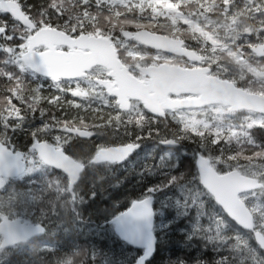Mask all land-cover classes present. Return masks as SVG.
Wrapping results in <instances>:
<instances>
[{"label": "trees", "instance_id": "obj_1", "mask_svg": "<svg viewBox=\"0 0 264 264\" xmlns=\"http://www.w3.org/2000/svg\"><path fill=\"white\" fill-rule=\"evenodd\" d=\"M55 2L59 4L61 0ZM77 2L83 4V0ZM210 2L211 0H207V3ZM247 2L249 1L216 0L218 7L211 13H206L207 19L203 15L199 18L196 15L190 17L193 27H199L211 37L210 39L201 36L199 32L189 31L183 21L179 22L178 27L181 29L179 32L174 30L170 21L163 18L161 24L151 30L180 37L201 53L205 48L209 53L212 47H216L214 53L217 57L226 56L229 51H233L230 50L231 47L238 43L242 44L241 42L247 38L244 33L236 36V31L245 18L241 16L236 20L231 19L239 10V6ZM23 3L35 14L43 8H48L50 0H23ZM201 4L207 7L205 0H194L191 10L198 11ZM72 5L73 0H63V7L69 9L63 16L60 15V11L48 8L53 25H60L59 29L65 31L67 24L65 32L69 35L75 29L78 34L103 36L101 32L107 31L103 15L100 16L99 21L87 20L83 17L84 8H73ZM87 8L93 15L100 11L107 14V7L105 6L103 10L98 9L95 0H92ZM183 11L187 16L188 10ZM259 14L263 15L264 10ZM70 17L71 23H68ZM4 19L10 17L0 15V20ZM81 27L83 31H79ZM116 38L123 41L119 32L114 33L113 40ZM19 43L18 37L12 41L0 40V44H4L5 47L9 45L16 47ZM116 45L118 46L119 43ZM16 50L17 54L21 51L18 47ZM222 59L226 60L225 57ZM0 70L13 76L12 81L0 78V89L10 88L14 83L19 82L25 89L39 86L45 96L58 94L51 86L50 80L34 75L27 68L21 70L20 64L11 62V58L2 50H0ZM3 95L6 93L0 92V97ZM67 99L71 97H66L62 104H44L43 106L48 109V116L45 119H50L54 114L62 121L72 120L73 123L79 124L80 109L68 107ZM13 103L20 108L25 120L21 128L12 129L11 126L8 129L0 128V133L6 132L7 146L27 154L31 144L29 133L40 126L41 118L38 112L32 113L28 109L27 92L24 102L13 100ZM81 103L82 105L86 103L88 108L92 109L95 99ZM95 111L94 119H100L101 125L104 124L106 116L99 113L96 108ZM84 121L88 122L86 118ZM182 125V123L175 125L172 122L163 124L161 131L163 139L177 141L173 146L163 149L158 145L151 146L150 140L143 138L148 135L144 132L145 126L142 131L130 128L129 131L134 133L131 137L126 136L122 128V138L125 142L137 136L142 138L137 142L140 144L139 149L124 163L115 165H91L89 160L99 147H95L90 141L74 138L71 143H59L54 139V131L47 137H41L40 140L63 147L68 154L83 163L85 169L72 190L68 189L67 178L62 173L43 165L32 174L8 182L5 189L0 192V215L20 216L32 223H42L45 226V234L29 243L1 252L0 264H64L69 257L73 258V264H79L82 258H85V264H133L141 252L130 248L115 235L110 220L118 212L124 211L129 206L130 200L139 196L145 187L163 183L170 175L183 176L185 188L201 189L202 186L196 179L197 171L194 165L195 155L202 151L199 134H203V142L208 145L204 155L212 158L211 162L219 173L238 167L244 170L242 172L244 174L252 170L260 172L264 177V156L259 155L264 152V129L255 125L249 129V125L253 124L243 121V124L231 126L239 131H227L223 129V121H217L206 128V131L193 132L189 129L188 135H184ZM218 129L222 130L221 142L213 146L210 141L217 138L215 134ZM217 156L222 157L225 163L217 165L215 162ZM147 167L152 168L151 174L145 170ZM91 191H95L96 195L89 196ZM261 191L263 192L261 201L264 203V188ZM152 196L156 247L146 264H181V262L216 264L222 257H231L234 261L241 254L247 255L249 252L254 254V259L247 260L245 264H264V252L255 243L252 233L238 228L227 218L206 190L199 197L202 207L191 203L185 206L182 203L184 192L176 183L168 184L152 193ZM245 204L253 215L255 229L261 230L264 226L260 215L254 210L253 202L247 199ZM197 225L200 226L201 234L195 231ZM204 229L209 231L204 234ZM208 236L212 239H208ZM236 245H240V248L236 249ZM79 249L87 250L89 255L74 256V251Z\"/></svg>", "mask_w": 264, "mask_h": 264}, {"label": "snow or ice", "instance_id": "obj_2", "mask_svg": "<svg viewBox=\"0 0 264 264\" xmlns=\"http://www.w3.org/2000/svg\"><path fill=\"white\" fill-rule=\"evenodd\" d=\"M92 0H83V4H79L77 0H73V8L83 7V17L84 19L91 21H99L100 16L103 15V20L106 23L107 31H102L101 34L113 45L117 43L120 44V48L115 49L117 57L120 56L121 48H125V42L129 39L139 40L145 32L150 31L152 28L157 27L158 24H161V20L170 21L173 25L175 31H181L178 27L179 22L183 21L187 26L188 30L197 33L199 32L201 36L210 39L206 33H204L199 27H193L190 17L196 15L197 18L203 15L207 19L206 13H211L216 7H218L216 0H211L207 4V7L204 4L200 5L198 11H192L191 7L194 0H182V2H177V0H95V4L98 9L103 10L105 6L107 7V14H103L102 11L93 15L87 8ZM48 8L60 11V15L63 16L66 12L69 11L68 8L63 7V0L61 3H56L55 0H50ZM48 8H43L37 13L33 14L32 10L25 6L23 0H0V15H7L10 19L0 20V40L3 41H12L15 38H19L20 43L16 47L9 45L5 47L4 44H0V50L4 54L8 55L11 58V62L20 64L21 70L25 67L33 68L37 71L43 72L48 76L52 82L51 86L56 89V95L45 96L43 91L39 86L34 88L25 89V87L17 82L14 83L10 88L0 89V92L6 93L0 97V128L8 129L10 126L12 129L21 128L25 116L22 115L21 110L13 100L25 101V93L27 92V104L28 109L32 113H39L41 118L40 126L33 129L29 135L31 137V144L33 150H40V162L48 163L56 159L57 152L56 150L48 145L39 143L41 137H47L53 131L61 132L66 131L71 135L72 133H78L81 138L91 137L92 132L88 130V125L84 124V117H79V124L73 123L72 120H60L54 114L50 119H45L48 116V109L43 105H57L65 102L66 97H71L67 99V105L73 109H80L83 107L81 101L84 100L89 95V90L97 89L99 86L93 81V72L92 68H95V74L102 76L106 71V68L103 65H92L87 69V75H77L72 72L65 71L68 60L66 53L68 52V45L66 44H55L50 40V33L48 32L49 26L59 29L60 25H53L51 17L48 13ZM183 10H188L187 16ZM47 17V19H46ZM79 19V17H78ZM9 20L11 23H9ZM68 23H71V17L69 18ZM83 24V21H81ZM211 23V21H209ZM44 26L41 28V26ZM39 30V31H38ZM83 27L79 31H83ZM135 30V31H133ZM65 31H67V24L65 25ZM264 33V29L260 30ZM119 32L123 41L113 40L114 33ZM33 33L37 35L33 36ZM72 37L78 35V31L73 29L70 32ZM195 39L196 36L194 35ZM179 41V37L177 38ZM259 39V37H258ZM182 43V41H181ZM43 45V47H41ZM21 49L17 54L16 48ZM204 51H207L205 48ZM215 51V49L213 50ZM261 54H264V51L260 50ZM195 54V53H192ZM235 56V53H232ZM39 57V59H37ZM197 60H205L207 57L197 56ZM5 63L8 61H4ZM209 71H211L209 69ZM64 77V79H62ZM0 78L7 79L12 81L13 76L11 73L4 72L0 70ZM83 82V84L81 83ZM84 85H88L86 88ZM103 103L106 107H114L116 111L115 116H109L107 124L103 125L104 127L113 126V123L116 128L120 126L124 127V134L128 137L134 135L130 132V128H135L143 130L145 123L147 122L146 116H133L132 113L134 109L129 105L123 103L121 100L117 105L113 106V101L115 97H106L105 94L101 91L98 93ZM86 110V109H85ZM127 117V118H126ZM74 119V118H73ZM199 121L195 122V125L199 124ZM80 125H83L81 128ZM254 125H249L251 129ZM256 127L264 129V121L260 124L255 125ZM205 128H209L210 125L207 123L204 124ZM189 128L196 132L195 126L189 125ZM220 129L216 132V137L210 142L213 146L218 145L221 142ZM151 130H149V136L151 137ZM202 140L200 145L201 152L198 153L197 163V181L199 185L202 186L201 189L196 190L192 188H185L184 186V177L183 176H168L163 183L149 185L144 188V191L134 199H131L129 206L122 212H118L112 218L111 223L115 226L116 231L121 235L122 238L130 240L131 242H136V237L140 234L141 230L145 226L151 225V218L154 215V209L152 208V193L159 191L161 188L166 187L168 184L176 183L181 187V190L184 192V201L182 202L185 206L191 204H198L202 207V201L199 200L202 192L207 190V180L204 177V171L206 166L212 161L211 157L205 158V151H207L208 145L204 141L203 134H199ZM142 137L137 136L135 140L129 139L128 142L124 143L117 151L120 155L114 157L113 162L123 161L128 155L138 147V141ZM184 137L182 136L181 139ZM56 141L61 140V136L57 135L54 137ZM8 138L6 132L0 133V171H3L5 168H10L13 165L7 163L9 153L6 149V144ZM177 141L175 139L168 140L163 139L161 143L163 144H173ZM71 143V141H69ZM103 150V149H102ZM223 152V149H221ZM259 155L264 156V152L259 153ZM22 156V153H16V158L19 159ZM217 165L225 163L222 157L217 156L215 158ZM230 167V165H227ZM33 169L28 168L24 171L31 172ZM151 174L153 171L151 167L145 169ZM219 170V168L217 169ZM264 178V177H262ZM103 181H101L102 183ZM264 188V185L261 186ZM89 196H95L96 192L91 191ZM219 200V197H217ZM221 203H224L221 201ZM226 212L231 216L236 222L240 223L242 226L249 229L253 228V223L251 221L242 219L238 214L237 209L224 204ZM264 212V208L261 209ZM37 230L43 231V229L37 225L35 226ZM32 226L24 225L21 228V231L28 233L31 231ZM195 231L197 234H201L200 226L197 225ZM209 230L204 229V234ZM9 236L12 241H14L18 233L15 229L10 230ZM212 239L211 236L207 237ZM218 239L220 237H217ZM255 239L261 248H264V227L257 233H255ZM2 247V246H0ZM236 249L240 248V245L235 246ZM89 253L87 250H76L74 251V256L76 257H86ZM148 252L146 251L143 257H140L136 264H143L145 257H147ZM254 259V254L249 252L247 255L241 254L236 260H232L231 257H222L216 262V264H245L247 260ZM64 264H73V258L69 257ZM79 264H85V258L80 259ZM183 264V262H181Z\"/></svg>", "mask_w": 264, "mask_h": 264}, {"label": "water", "instance_id": "obj_3", "mask_svg": "<svg viewBox=\"0 0 264 264\" xmlns=\"http://www.w3.org/2000/svg\"><path fill=\"white\" fill-rule=\"evenodd\" d=\"M47 30L50 33V40L53 43L68 45L69 50L66 53L68 63L64 68L65 71L77 75H85L89 66L97 64L103 65L111 70L110 76L114 78L115 83L112 84L109 81L104 80L96 81L106 89V92L109 95H114L117 98L118 103L123 100L124 104L130 106L128 98L137 99L143 103L147 110L157 115H162L163 109L203 107L213 103H220L225 106L229 105L232 110L245 109L264 113L263 97L236 89L231 83L219 80L216 77H207V69L191 70L167 65L143 69L150 78L148 79L147 84L144 85L128 74L127 69L117 59L113 45L105 37L93 36L87 33H82L77 37H71L67 33L56 28L49 27ZM35 35H37V33H33V36ZM129 40L137 41L152 50H161L168 54L183 56L188 60H194L197 62L201 61L196 59L198 55L194 51L183 47L184 42L181 39L178 41V39H174L170 36L148 31L140 36L139 40ZM41 47H43V45H41ZM37 59H39V57H37ZM27 68L38 76L49 78L41 71H37L30 67ZM62 79H64V77H62ZM115 86L117 87L115 88ZM169 93L175 95L198 94L199 97L190 100L172 101L168 99ZM72 134L79 136L78 133ZM39 143L50 145L46 141H41ZM120 147L121 146L102 148L103 150L99 149L91 160V163H122L129 158L139 146L134 149L125 160L121 162H113L114 157L120 155L117 151ZM6 149L10 154L7 163L13 166L0 171V189L6 185L5 179L18 177L25 170V162L22 160V156L19 159L16 158V153L21 152H13L7 147ZM30 149L33 150L32 145ZM54 149L57 152L56 159L45 164L64 172L69 178V188L71 189L80 179L84 167L81 163L66 154L62 148ZM35 151L40 157V150L36 149ZM195 166L197 168L196 161ZM204 177L207 180L206 191L213 197L216 204L239 228L252 232L255 242L259 246L255 239V233L259 232V230L254 229L253 216L245 206L244 202L240 199V194L260 189L262 183L259 182L257 178L243 175L238 170H232L225 174H218L210 164L205 168ZM217 197H219V200ZM221 201L224 203H221ZM224 204L237 209L238 214L242 219L253 223V228L249 229L236 222L227 214ZM24 225L32 226L31 231L28 233L21 231V228ZM37 225H39L43 231L37 230L35 227ZM37 225L22 222L20 219L11 220L8 217H3L0 221V234L3 236V240L0 244L2 247H0V250L18 243L27 242L33 237L42 236L44 233V227L41 224ZM153 226L154 215L151 218V225L142 228L140 234L136 237V242H131L130 240L122 238L116 231L115 226L114 231L115 234L130 247L136 250H142L138 259L143 257L146 251L148 252L147 257H145L143 261V264H146L154 253L156 247ZM12 229H15L18 233V236L14 241H12L9 236V232ZM260 249L264 251V248L260 247ZM137 260L134 264H136Z\"/></svg>", "mask_w": 264, "mask_h": 264}, {"label": "flooded vegetation", "instance_id": "obj_4", "mask_svg": "<svg viewBox=\"0 0 264 264\" xmlns=\"http://www.w3.org/2000/svg\"><path fill=\"white\" fill-rule=\"evenodd\" d=\"M248 1L249 2L240 5L238 11L243 10L244 12L247 13V15L239 16V17L243 16L245 18L243 22L245 20H247V22L252 21V23L256 26L257 30L255 32H244L245 36L252 37V40H253L252 44L254 46L257 44L264 43V33L260 31L261 29H264V14L263 15L259 14L261 10H264V0H248ZM253 46L250 47L249 51L254 55L255 59L259 60L260 62H264V54L252 52ZM234 47L235 46L231 48H234ZM135 50L145 51L149 55L158 54V55L165 56L162 52L152 51L142 46L141 47L136 46ZM199 53L202 57H207L208 59L210 58L208 56L207 51L204 52V49L202 50V53L201 52ZM121 58H123V56ZM167 58H172L173 60H176L177 63L176 62L173 63V61H170V62L153 61L151 58H144L143 62L138 65L131 64L127 60H124L122 62L127 67V70L131 73V75L136 77L138 80H140L144 84H146L148 81V75L142 69H147L150 67H157L162 64L174 65V66H179V67L187 68V69L207 68L208 74L216 75L220 77L221 79H225L233 83L232 79L230 78V74L223 73L221 70L222 66H220L217 62L209 63L208 59H205L201 63L189 62V61L188 62L186 61L187 63H185V62H182L181 60L183 59H180V58H175V57H167ZM178 61H181V62H178ZM219 63L225 65L224 61H221ZM206 64L209 66H206ZM209 69L211 71H209ZM92 72H93V81L95 83H96L95 81L96 79L109 80L111 83H114V78L109 75L110 74L109 70H106L102 76L95 74V68H92ZM213 73H216V74H213ZM81 83L83 84V82ZM257 83L258 84L260 83L259 80H257ZM96 85L98 84L96 83ZM234 85L237 86V84H234ZM84 86L87 88L88 85H84ZM98 86L99 87L97 88L95 92L92 90H89V95L86 98H84V100L82 101V102H85L87 100L95 99L94 108L92 109L88 108V105L85 103L83 107L80 108V113H79V117L83 116L84 119L86 118L88 120V122L84 121V124L88 125V130L92 132L93 135L91 137H85V138L77 137V138H80L81 140H85V141H90L94 144L95 147H99V148L122 146L124 143H126L125 139L122 138V133H121V131H123L122 128L124 127L120 126L119 128H116L114 123H113V126H110V127L103 126L107 124L110 115L115 116L117 113L114 110V107H106L104 105L103 100L98 93L102 91L106 97H112V96L106 95L104 89L100 85ZM237 87L240 89H245L250 93L264 96V94H259L257 92V90L259 89V86L254 83V80L252 81V84L249 87H239V86ZM261 91L264 93V90H261ZM168 97L171 100L196 98V96L194 95H185V94H181V95L169 94ZM129 102H130V107L134 109L132 113L133 116H146L147 117V122L145 123L146 129H144V132L147 133L148 135H146L145 137L143 136V138L145 140L149 139L151 146L158 145L162 149L165 148V144L161 143V140H163V137L161 136V131H163V124H165L166 122L167 123L172 122V123H175V125L176 124L179 125L181 122H184V120H181L179 118L180 114L182 113L186 116H192L194 118H197L198 121H203V123L211 124L213 121V118L211 115L212 110L213 108H219L220 110L225 111V114H222V117L224 119L226 129L230 128L231 126H238L239 123L243 120L244 118L243 116L245 114H248L252 117L253 123L255 125H258V123L256 122V119L264 116L262 114H257L253 112L243 111V110L232 111L230 107H223L220 105H209V106L198 108V109L164 110L162 115H157V114H153L150 111L146 110L143 107V105L137 100L130 99ZM112 103H113V106L118 104L116 97ZM95 108L97 109L99 113L106 116L104 124L102 125L100 123V119L96 120L93 117V114L96 112ZM80 127L82 128L83 125H81ZM195 128L203 129L201 127H195ZM149 130H151V133H152L151 137L149 136ZM101 138L102 140H100ZM93 155L91 156L90 161ZM0 241H1V237H0Z\"/></svg>", "mask_w": 264, "mask_h": 264}, {"label": "rangeland", "instance_id": "obj_5", "mask_svg": "<svg viewBox=\"0 0 264 264\" xmlns=\"http://www.w3.org/2000/svg\"><path fill=\"white\" fill-rule=\"evenodd\" d=\"M116 40H118V38H116ZM250 40H252V37H250V39L248 41H246V42H244V43H242L240 45H237L236 49L233 50V51H229L226 54V56L220 55V56L217 57V55L214 54V51L211 50L210 54H208V56L210 57L208 59V62L209 63H213V62L216 63L217 62L220 66L227 65V66L231 67L230 65L227 64V61H228V59L233 57L232 53H235L236 55L234 56L235 57V60L233 61L234 63L236 61H243V60H248V62L250 64H252L253 66H255L257 63H264V62H260L259 60L255 59L254 55L249 51L250 47L253 46V44H252L253 40L252 41H250ZM119 47H120V44H119ZM135 47H136L135 44L125 42V48H121V51H120L121 52V54H120L121 57L123 56V58H124V59L123 58L122 59L123 60H127L128 62H130L131 64H134V65L141 64L143 62L144 58H151L153 61H164V62L165 61L166 62L173 61V63L176 62V60H173L172 58H167V57L162 56V55H158V54L149 55L145 51H142V50L141 51H137V50H135ZM223 57H225L226 60L222 59ZM181 61L187 63L185 60H181ZM181 61H178V62H181ZM221 61H224L225 65L219 63ZM206 66H209V65L206 64ZM239 71L243 72L246 75V78L251 76V74L248 72V70L246 68L240 69ZM254 83L259 86V84L257 83V79H254ZM92 91L95 92L96 89H92ZM257 92L259 94H264L261 90H257ZM220 113H221L220 111H218L217 109H214V111L211 113L212 118L214 120H220ZM179 118L181 120H184V121H186V120L198 121L197 118H194L192 116H186L183 113L180 114ZM262 121H264V116L259 117V118L256 119V122L258 124H260ZM199 122L200 123L195 125V127H201L203 129L196 128V131H200V132L206 131V128L204 127L205 123H203V121H199ZM210 126H212V125H210ZM53 135L54 136H57V135L61 136V140L58 141L59 143H67L68 144L69 141H72L74 139L66 131H61V132L54 131ZM26 159H27V161L30 162L29 168H32L33 169L32 171H36V170H38V168H40V164H39L40 161L37 158L35 153L31 152L30 154H28L26 156ZM232 169H237L238 171L244 172L243 169H240L238 167H233ZM248 175L256 177V178L260 179L264 183V180H263L260 172H256V171L250 170ZM241 198H242L243 201L249 199V200H251V202H253L254 210L257 211L258 214L260 215V218H261V221H262V225L264 226V212L261 211V209L264 208V203H263V201H261L262 198H263V192L262 191H257V192L245 193V194L241 195ZM14 210H17V209H14ZM17 217H20V216H17ZM20 218H22V217H20ZM0 260H1V258H0Z\"/></svg>", "mask_w": 264, "mask_h": 264}, {"label": "clouds", "instance_id": "obj_6", "mask_svg": "<svg viewBox=\"0 0 264 264\" xmlns=\"http://www.w3.org/2000/svg\"><path fill=\"white\" fill-rule=\"evenodd\" d=\"M240 15H247V13L243 10L237 11L234 13L231 19L236 20ZM256 30V26L251 22H243L240 24L239 29L236 31V36H239L240 33L255 32ZM260 50H264V43L253 46V52L259 53ZM234 60V56L228 59L227 64L231 67L222 66V72L229 73L233 83L237 84V86L239 87H249L251 86L252 81L254 79H257L260 82L258 90H264V63H257L255 66H253L248 62V60L236 61L235 63L233 62ZM243 68H246L248 70V72L251 74L250 77L246 78V75L243 72L239 71ZM195 122V120H186L183 122L182 131L184 135H188V130L190 129L189 125L195 126Z\"/></svg>", "mask_w": 264, "mask_h": 264}, {"label": "bare ground", "instance_id": "obj_7", "mask_svg": "<svg viewBox=\"0 0 264 264\" xmlns=\"http://www.w3.org/2000/svg\"><path fill=\"white\" fill-rule=\"evenodd\" d=\"M234 137H235V136H234ZM234 137H233V138H234Z\"/></svg>", "mask_w": 264, "mask_h": 264}]
</instances>
